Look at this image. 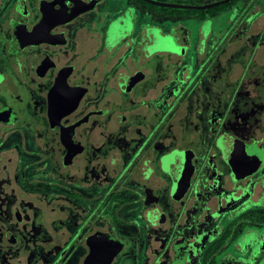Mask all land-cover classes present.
Here are the masks:
<instances>
[{
    "label": "flooded vegetation",
    "instance_id": "af4514ba",
    "mask_svg": "<svg viewBox=\"0 0 264 264\" xmlns=\"http://www.w3.org/2000/svg\"><path fill=\"white\" fill-rule=\"evenodd\" d=\"M231 2L201 9L196 58ZM246 5L191 72L186 42L149 54L139 9L169 15L138 0H0V264H264V0Z\"/></svg>",
    "mask_w": 264,
    "mask_h": 264
},
{
    "label": "rangeland",
    "instance_id": "374dc122",
    "mask_svg": "<svg viewBox=\"0 0 264 264\" xmlns=\"http://www.w3.org/2000/svg\"><path fill=\"white\" fill-rule=\"evenodd\" d=\"M212 0H182V3L185 4H199L206 3ZM249 0H240L238 4L230 3V7L237 6V10L229 15L230 21L225 22V17L221 16V18H211L209 22H207L204 27L205 36L212 33V41L211 45L206 49L205 42H201L204 45L206 50H201V55L199 57L194 56V51L199 47L200 44V27L202 21L200 19V12H194L193 14H179V15H169L166 17H158L152 15H145L146 12L144 10H140L138 12V16H143L145 19H149L151 22V26L148 32L152 35L154 39L153 45L149 48V54L153 55L156 52H172L180 54L181 46L180 42H186L188 44V50L191 51L193 55V68L191 72H194L201 62L204 63L206 61V65L212 66L217 60L218 55L223 51V48L226 46V39L222 38L226 33H231L238 30L239 26L245 24L246 26V16L248 5L247 2ZM246 5V6H245ZM155 13V11H154ZM156 15V14H155ZM161 15V14H157ZM251 21V18L247 23ZM244 26V25H243ZM152 27V28H151ZM259 25L255 22L252 26L253 30L258 29ZM228 34L226 38H228ZM262 61V60H261ZM195 62H197V66H195ZM202 63V64H203ZM217 67V66H215ZM208 69L206 70V72ZM205 70L196 75L195 80L204 79ZM234 253V252H233Z\"/></svg>",
    "mask_w": 264,
    "mask_h": 264
},
{
    "label": "trees",
    "instance_id": "16d2710c",
    "mask_svg": "<svg viewBox=\"0 0 264 264\" xmlns=\"http://www.w3.org/2000/svg\"><path fill=\"white\" fill-rule=\"evenodd\" d=\"M142 2V4L146 5L149 8H152L155 13H159L161 15H185V14H193L194 12H201V9H182V8H173V7H164L149 3L145 0H138ZM160 1H168V2H179L182 3V0H160ZM227 3L221 4L217 7H213L212 9H220L226 7ZM211 9V8H210Z\"/></svg>",
    "mask_w": 264,
    "mask_h": 264
},
{
    "label": "water",
    "instance_id": "95a60500",
    "mask_svg": "<svg viewBox=\"0 0 264 264\" xmlns=\"http://www.w3.org/2000/svg\"><path fill=\"white\" fill-rule=\"evenodd\" d=\"M155 5L164 6V7H173V8H183V9H206L210 8L215 5H219L223 2H228L229 0H221L214 3H207L204 5H190V4H181V3H170V2H162V1H156V0H147ZM76 13V12H75Z\"/></svg>",
    "mask_w": 264,
    "mask_h": 264
}]
</instances>
